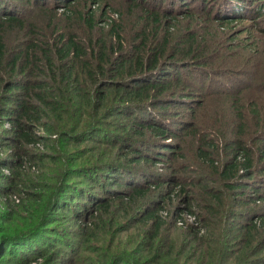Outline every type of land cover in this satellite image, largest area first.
<instances>
[{
    "label": "trees",
    "instance_id": "trees-1",
    "mask_svg": "<svg viewBox=\"0 0 264 264\" xmlns=\"http://www.w3.org/2000/svg\"><path fill=\"white\" fill-rule=\"evenodd\" d=\"M7 1L10 8L0 10V200L4 201V211L9 210V218L8 226L0 231V264L8 260L11 264H38V260L43 264H264V216L239 213L244 221L233 215L223 237L209 231L206 237L198 238L194 229L176 226L181 209L166 211V202L169 205L174 197L192 203L186 195L190 185L221 206L226 199L223 191L217 187L212 191L207 182L200 185L188 176H178L189 173V166H178L186 138L200 137L203 146L197 154L208 169L207 175L220 181L238 205L264 201V68L258 60H264V48L244 45L239 50L246 48L243 53L250 61L231 64L235 51L224 47L219 30L225 31V24L215 27L208 14L197 21L190 11L169 18V24L163 19L166 16L141 8L142 17L135 24L134 38L125 43L129 45L126 52L124 27L110 20L107 32L99 30L89 12L71 11V0H52L61 3L65 21L73 23L71 29L54 30L51 36L41 27L42 20L26 22L21 19L25 13L22 6L15 0ZM181 1L196 3L191 10L207 9V0ZM31 2L46 6L48 1ZM263 7L258 5L257 14ZM163 12L172 11L166 7ZM232 16L236 20L246 17L241 13ZM183 20H191L184 30L179 27ZM263 22L264 14L258 26L264 32ZM190 26L199 28L194 31ZM14 29H18L16 34ZM85 30L90 34L97 31L100 36L88 38ZM11 34L14 37L9 38ZM27 37L29 44H19ZM191 65L202 70L194 85L196 92L186 84L187 75L181 74ZM221 71L232 75L234 80L229 83H234L235 90H211ZM223 100L227 104L211 110ZM177 106L183 107V115L168 117L167 113L178 112ZM5 123L9 129H4ZM38 128L45 133L43 139L57 146V155H49L56 166L50 170L51 179L31 184L48 195L41 200L37 199L39 193L23 189L21 170L24 160L35 156L29 155L27 146L42 144ZM221 140L224 148L218 145ZM148 149L151 159L143 153ZM214 151L226 158L225 166L214 161ZM153 160L162 162L168 173L149 181L134 180L137 175L127 165H154ZM5 170L9 175L2 173ZM96 175L118 187L106 189L93 178ZM65 176L78 180L65 183ZM150 182L162 188L153 207L140 214L150 229L138 238L130 237L122 247L117 234L128 228L115 225L108 197L114 196L112 203L120 202L119 210L126 213L122 218L127 219L132 211L140 210L134 209L131 192L146 198L149 192L143 186ZM122 186L130 191L118 192ZM247 194V201H241ZM37 200L43 204L34 211ZM206 210L216 218L215 210L207 206ZM59 212L64 217H58ZM66 216L74 222V229L62 228L60 221ZM174 227L184 232L169 229ZM30 241L40 247L26 254V249L34 250L26 246Z\"/></svg>",
    "mask_w": 264,
    "mask_h": 264
},
{
    "label": "rangeland",
    "instance_id": "rangeland-1",
    "mask_svg": "<svg viewBox=\"0 0 264 264\" xmlns=\"http://www.w3.org/2000/svg\"><path fill=\"white\" fill-rule=\"evenodd\" d=\"M15 1L20 6H22V8L25 10V13L22 15L21 19L25 20L26 22H38L42 20L43 23L41 27H43V29L46 28L45 30L50 33V36L52 35L54 30H56L57 33H61L65 29L67 30L71 29L69 28V26H71L73 22L68 21V20L65 21V16H63V13H64L63 8L60 2L54 3L52 2V0H46L48 2H47V5L45 6L43 4L41 5L33 4L31 2L32 0H19V1L15 0ZM207 1L205 2L207 9L202 10V11L191 10L196 5V3L192 5L191 4L188 5L186 4L185 1L179 2V0H97L95 4L92 3V0H76V1L71 0L69 3H72L70 5L71 11H75L76 14L83 13L85 11L89 12L88 14L94 17L96 26L99 28V30L103 28L104 32H107L110 28L109 27L110 20H114L119 26L124 27L125 31L123 34L122 43L127 49L126 52L129 50L128 49L129 45H126L125 43L130 42L134 38L133 36L134 31H137V29L134 28L136 27L135 24L138 18L142 17L140 14L141 8L143 9L148 8L153 13H158V14H162L163 16H166V17H163V19L166 20L165 21L166 23L169 22V24H171V21L169 20V18L171 17L179 18L182 15H187L189 11H190L189 14L195 17L197 21L203 18L204 16H206L205 14H208L210 18H212L211 21L214 23L215 27L219 23L225 24L224 26L225 31H222V29H219V30L222 33V41L224 42V45H225L223 46L226 47L227 50L229 49V47H233V50L235 51L233 53L234 54L233 57L230 60L231 64L235 62L246 63L247 61H250L248 57H245V53H243L245 52L246 48L242 50V52L239 50L244 45L246 46L247 44H249L250 46L254 45L255 47L256 46L260 47L258 48L260 50L264 48V32L258 30L259 23L263 19L264 7L262 8L260 15L257 14L258 12L257 7L260 4L262 5L264 4L263 0H254V4L252 5L250 4L251 0H242V1L219 0L216 2L215 0H207ZM2 3L3 4H0V10H3L2 8L4 9L10 8V5L7 0H3ZM149 4L153 5L154 8H151ZM157 5H159L160 10L155 9ZM66 6H68V4H66ZM166 7L168 10L172 11L170 14H168L167 12L166 13L163 12V9ZM179 7H181L180 12L177 14L176 9ZM14 9L17 12L20 11L18 6H16ZM40 10H46L44 11L46 13L41 15V13H39ZM26 11L28 13H26ZM67 11H65L66 14H67ZM231 13L232 14L234 13L245 14L246 17L243 20H236L232 18L233 16ZM230 15L232 17H230ZM251 15H254V16H251ZM254 17H256V20L255 21L254 19L251 20ZM190 21L191 20H186V21L183 20L179 26L180 29L184 30L185 28H188V25H189L188 22ZM132 25L133 27L130 30ZM209 26H212V25L210 24ZM261 27H264V22L261 23ZM198 28H199L198 26L192 27L194 31L198 30ZM208 28L209 27H207V32L211 34L212 31L211 29H208ZM99 30L97 29V31ZM15 31H16L15 32L16 34L18 32V29ZM97 31L92 34L86 31L88 34V38H95L97 37V35L100 36V34H97ZM247 35H250L252 39L249 40L247 38L248 37ZM11 37H14V36L11 34L9 38ZM16 40L19 41V37H17ZM26 42L28 44L30 43V40L28 39V37L25 38V40H23L19 44L26 43ZM51 42H52V39H51ZM12 56H14V53ZM258 60H259L260 67L264 68V60H261L260 58ZM200 69L201 68L196 69L195 66L191 65L190 67L188 66V68H185L181 72L182 75H187V77L189 78V79H185L184 77V80L186 81V84L188 83V86L190 87L191 90H195L194 92L198 90L194 85L198 84L197 80L199 76H202L201 75L202 72H199V71H202ZM203 72L206 73L208 72V70H205ZM222 72H226V71H221L220 74L214 78L215 83H213L211 90L219 91V92L223 88L225 89L228 88L230 91L235 90L234 88L236 87L234 83L233 84L229 83L234 80L232 79V75H230V73H222ZM251 77L253 76L251 75ZM206 85L208 86V82ZM184 91L185 93H187L186 90ZM247 92L248 91H245L243 93H247ZM208 100H206V102ZM222 102H223L222 105L220 104L212 105L211 110L217 107L222 108L224 104H227V102L224 100ZM209 103L210 102L208 101L206 105L208 111H209ZM177 110L178 112L167 113L168 117L173 116L172 114L182 113L183 115V112H184L183 107L177 106ZM3 127L5 130L9 129V126L7 125V123H5ZM36 131H37L36 133L38 137L39 136L41 137L40 140L42 142L41 141L40 142L42 144L36 145V146H27V148L30 149L29 155L35 154V156L28 158L27 160L25 159L23 168L21 170L23 173V179L25 181V186L23 187V189H28L30 192H34V193H39V196L37 199L41 200L42 197H45V199H48V195H46L45 192L43 191L38 192L39 188H33L31 184L32 183H45L46 181L51 179L52 174L50 170L55 168L56 166L52 163V159L49 158V155L51 156L57 155V152H56L57 148H55L56 146L55 143L53 142L48 143L49 142L48 140L43 139V137H45V133L43 132V130L38 128L36 129ZM198 139H200V137L199 138L198 137L197 138H186L183 140V144H182L183 157L178 161V166L179 167L183 165L189 166V173L184 174L182 172V173H179L178 176L179 177L188 176L189 180L193 179L196 182L200 181V185L205 184L207 182L208 187L212 188V191H214V189H217V188L218 190L223 191L226 194V199L225 200L223 199L224 206H221L219 205L218 202L216 203L214 200H211L209 198H205L204 196H202L198 188L194 187L193 185H190V187L187 188L186 195L190 197L189 200L190 201L192 200V203H189L188 205L187 201L185 200L176 201L175 197L171 200L169 205L166 202V211L168 212L172 213L174 212L176 208L181 209V213H178L176 217L177 219L175 218V221L178 222V219H180L182 222H184L186 227H181L178 225L176 226L182 229H185V228L194 229L196 231L195 233L197 234L198 238H203L204 236L206 237L209 231L210 233H215L214 234L215 237H219L222 234L224 235L223 230L225 228L228 229L230 224L233 223V218H232L233 215H235V217L239 216L237 220L241 222L244 221V217L240 216L239 213H242V215H245V214L252 215V213H254L255 215L264 216V201L258 202L256 204L251 203L250 205L248 204V205L240 206L237 204V202H235L233 199L230 198L231 194L227 192L223 184L222 185L220 184L221 183L220 181H218L215 177L207 175L208 169L202 165L201 161L198 158L197 149L203 146V144H201V141ZM155 141H158V140L155 139ZM166 142H169V140ZM223 143H224L223 140H221V142H218V145L224 148ZM0 151L3 152V148H1ZM149 151L150 150L148 149V152L147 150H145L143 153H146L151 159L153 157H151L150 155L151 152L149 153ZM211 155L219 167L225 166L227 161H226V158L222 154H219L216 151H214V153L212 152ZM153 162H155L154 165L140 163L139 165H136V166L134 164H130L127 166L133 169V172L137 175V178L136 179L134 178V180L139 181V182H142L145 180L149 181L148 179L153 178L154 176L156 177L160 176V178H162L168 173L169 170H165V168H163L162 162L156 161V160H153ZM61 167H64V165ZM3 172L6 175H9L7 170L2 171V173ZM119 173H120V177H123V178L125 177V175L122 174V171H119ZM66 176L63 178L65 179L64 181L65 183L67 182L73 183V182H76V180H78V179L66 178ZM156 177H154L153 179H156ZM93 178L97 180L98 184L103 183L106 189L114 190L118 187V186H111L110 183H106V180L101 178V176L96 175ZM205 179H207L208 181H204ZM57 181L58 180H55V182ZM152 186H154L155 188L152 189L151 188ZM143 188L145 192L147 193L149 192L146 198H142V196L137 197V195L134 192H131V194L135 196L134 202L136 206L134 209L140 208L139 211L137 210L140 213L137 214V211L131 212L130 210L131 212L130 217L127 219L122 218L123 216L126 215V213L122 209L119 210L118 206L120 205V202L115 201V203H112V200H115L112 198L114 196L108 197L109 198L108 201L110 202V204H112L111 211L114 212L113 214L115 218V225L117 226L126 225V227L128 228L127 232L117 234V239L121 243L122 247L128 244L130 237L138 238L142 236V233L144 232V230L150 229L148 224L145 223L146 226L143 224V222L141 221L140 214L146 210V207H151V206L153 207V202L159 199L160 194L162 193L161 192L162 188H158L156 184L153 182H150L148 185L143 186ZM95 191L96 193L99 192L98 189L97 190L95 189ZM124 191H130V190H127L124 186H122V188L118 190V192H124ZM237 193H238V196H241L240 192H237ZM247 196H249V194L244 195L241 201H247V198H246ZM13 201H15V203H19V200H16V197H13ZM3 203L4 201L1 199L0 200V231L3 230L4 226L6 225L8 226L7 222L9 218L8 216L9 213H7L9 210L4 211ZM42 204L43 203L41 201L37 200V203H34L36 207L34 208V211L37 210V207H40ZM194 204L200 205V206L197 208V207H194L195 206ZM160 205L162 206L163 204H160ZM206 206L212 210H215L216 218L211 215L212 213L210 214V212L206 210ZM60 213L61 212H59L57 216L60 218L64 217L63 215H60ZM66 213L68 212H65V214ZM191 213H194V214H191ZM22 217L27 218V216H22ZM69 217H67L65 221L63 220L60 221V223H62L63 225L62 228H64L65 230L68 227L69 229H74V226H73L74 222L72 220L69 221L70 220L68 219ZM107 221L108 219L106 220V222ZM169 229L176 230L179 233L184 232L182 229H177L175 227L169 228ZM166 232L168 233L169 230H167ZM99 237H102V236L100 235ZM263 240H264V237L261 238V241ZM36 245L37 243H35V241L33 242L30 241V243L27 244L26 246L27 248L29 247L31 249L34 248V250L32 249L33 251H29L28 249H26L25 253L30 254L36 251L37 248L39 249L40 246L38 247ZM21 249L25 250V248H21ZM43 263L44 262H42V260H38V264H43ZM7 264H11V261L8 260Z\"/></svg>",
    "mask_w": 264,
    "mask_h": 264
},
{
    "label": "built area",
    "instance_id": "built-area-1",
    "mask_svg": "<svg viewBox=\"0 0 264 264\" xmlns=\"http://www.w3.org/2000/svg\"><path fill=\"white\" fill-rule=\"evenodd\" d=\"M186 222H187V221H186ZM177 225H178V226H181V227H186V225L184 224V222H182V221L179 220V219H178Z\"/></svg>",
    "mask_w": 264,
    "mask_h": 264
}]
</instances>
